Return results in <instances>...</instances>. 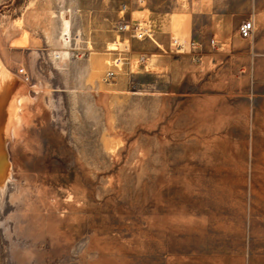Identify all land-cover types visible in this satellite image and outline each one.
I'll list each match as a JSON object with an SVG mask.
<instances>
[{
    "label": "rangeland",
    "instance_id": "obj_1",
    "mask_svg": "<svg viewBox=\"0 0 264 264\" xmlns=\"http://www.w3.org/2000/svg\"><path fill=\"white\" fill-rule=\"evenodd\" d=\"M0 71V264H264V0H0Z\"/></svg>",
    "mask_w": 264,
    "mask_h": 264
},
{
    "label": "bare ground",
    "instance_id": "obj_2",
    "mask_svg": "<svg viewBox=\"0 0 264 264\" xmlns=\"http://www.w3.org/2000/svg\"><path fill=\"white\" fill-rule=\"evenodd\" d=\"M15 85H18V84H16L15 82H10V81H3L0 83V188L7 183V181L9 180L10 171H13V170H11L12 164L8 159L7 151L5 148V134H6V125L7 124L4 120L5 119L4 106H5V103L8 102V100H10V96H12V92L15 88ZM14 96H16V95H14ZM18 102H19V100H18ZM11 132H12V130H11ZM14 137H16V136H14Z\"/></svg>",
    "mask_w": 264,
    "mask_h": 264
},
{
    "label": "built area",
    "instance_id": "obj_3",
    "mask_svg": "<svg viewBox=\"0 0 264 264\" xmlns=\"http://www.w3.org/2000/svg\"><path fill=\"white\" fill-rule=\"evenodd\" d=\"M130 29V26H121V31H128ZM255 30V24L253 21H246L244 22L240 27V35L242 38H249ZM177 42V41H176ZM178 44V42H177ZM179 48H183L184 45L182 43L178 44Z\"/></svg>",
    "mask_w": 264,
    "mask_h": 264
}]
</instances>
